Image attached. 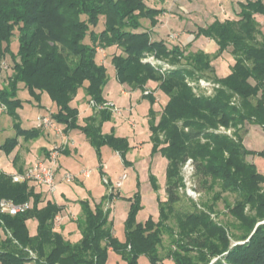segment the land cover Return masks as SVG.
Segmentation results:
<instances>
[{
  "label": "trees",
  "instance_id": "1",
  "mask_svg": "<svg viewBox=\"0 0 264 264\" xmlns=\"http://www.w3.org/2000/svg\"><path fill=\"white\" fill-rule=\"evenodd\" d=\"M238 5L236 18H216L197 29L196 38L215 41L214 53L203 49L186 53L180 45L153 39L151 30L143 28V18L154 27L163 13L145 0H0V76L9 70L7 56L12 63L7 83L0 88V104L15 128V135L0 146L5 154L19 145V137L29 140L44 135L41 127L22 126L19 92L23 87L39 105L44 93L49 95L56 105L52 118L65 126V133L78 129L98 152L108 145L127 163V138L103 131L113 111L95 106L80 124L75 102L81 91L98 106L107 102L108 69L98 60L97 48L116 46L120 52L112 55L111 62L117 80L141 90L151 103L152 154L159 152L168 160L166 199L160 201L159 220L152 216L145 222L136 220L140 204L136 196L124 240L114 235L112 210L105 207L115 197L113 192L94 205L89 199L79 200L76 225L80 237L74 241L56 227L63 205L48 200L41 206L43 194L36 190L40 186L16 182L12 173L0 171V202L32 203L17 214L0 212V264H107L110 251L125 264H141V257L151 264H164L166 258L174 264H264V173L248 158L264 156V151L244 144L245 125L264 129V32L255 16L264 15V0L239 1ZM100 20L104 26L97 31ZM14 38L18 39L16 50ZM229 48L234 63L228 75L219 76L213 60ZM148 55L176 67L162 72L144 60ZM200 77L220 87L213 95L197 94L187 79ZM149 81L157 82L168 96L158 120L154 93L145 94ZM220 126L234 130L233 135L217 132ZM188 158L195 163L196 189L214 192L213 201H202L201 206L193 201V210L174 212L182 200V167ZM61 169L60 165L58 173ZM151 180L157 189L154 175ZM224 193L237 196L226 204L233 218L229 223L212 217ZM33 219L38 222L34 233L28 223ZM165 233L170 246L162 255Z\"/></svg>",
  "mask_w": 264,
  "mask_h": 264
},
{
  "label": "rangeland",
  "instance_id": "2",
  "mask_svg": "<svg viewBox=\"0 0 264 264\" xmlns=\"http://www.w3.org/2000/svg\"><path fill=\"white\" fill-rule=\"evenodd\" d=\"M210 1L213 5L214 3L218 4V8L222 7L219 15H208L206 10H203L205 4L202 0H145L148 6L163 9V13L158 18L159 23L157 24V33H154L155 38L163 39L169 45H180L185 49L186 53L200 49L214 53L218 48L215 41L204 36L196 38L195 32H197V28L208 25L214 17L222 19H227V17L236 18L237 11L240 9L238 5L239 1L246 0ZM226 5L229 8L228 12L231 13L230 15H228L227 11H223ZM263 16V14H256V19L260 22L261 28L264 30ZM142 23L144 29L153 27L148 18H143ZM103 26L104 22L100 20L96 30L100 31ZM17 47L18 39L14 38L13 49L16 50ZM230 50L231 48L220 57L214 58L213 65L217 74H223L229 71V68L234 63V58ZM119 52L120 50L116 46L100 50L98 51V60L103 62L108 69L109 82L105 87V97L107 100L111 98L120 109L119 112H113L111 120L106 121L103 126L107 123L105 127L107 132H110L113 128L117 136L127 138L130 146V150L126 154L127 163L116 150L108 145L103 146L100 152H98L86 136L83 135L84 133L78 129L65 133V126L62 124L58 125L63 131L60 134L53 128H43L44 135L40 138L28 140L19 137L20 143L10 155L5 154L0 147V171H11L9 173H15L18 168L25 170L34 162L49 156L47 155V150H44L45 148L51 153L57 146V149H59L57 159L58 163L62 166L61 171L58 173V184L62 182L60 179L65 171L78 173L81 170H86L90 172V175L87 177L81 176L70 182L64 180L65 182L61 184L65 188L63 191L68 194L69 198L77 199L68 200V203L63 205L64 209L58 215L56 227H60L63 217L67 221L69 220L64 228H59V230L74 241H77L80 237V232L76 225V218L81 214L79 199H89L91 204L94 205L101 201L104 196L113 192L115 197L111 201L107 200L105 207H110L112 210L110 219L112 221L114 235L120 240L125 239V223L131 212L132 204L136 202V196L139 197L140 201L136 213V220L138 222H145L151 216L158 221L160 201L166 199L165 189L168 160L159 152L154 155L152 154L153 143L151 141V131L148 124L151 103L146 98H143V92L141 90H134L128 84H121L117 80L116 70L111 62V57L113 54ZM6 63L12 67L9 56L6 58ZM10 67L9 70H4L0 76V88L7 83L6 77L11 71ZM173 67H176V65ZM216 83L219 84L218 82ZM157 85V82L149 81L146 89L154 93L156 102L153 107L158 112V120L168 100V96ZM19 97L23 100V106L19 109V113L24 128L38 127L39 117L44 115L52 117V113L56 111V105L46 92L42 97L41 105L37 104L28 90L23 89V87L19 92ZM75 102L80 108L79 122L80 124H84L85 118L93 114V108L85 97L84 91H81L77 95ZM221 127L224 126H220L219 128ZM249 128L250 124L245 125V129ZM70 134L76 141V144L70 142L71 139L67 137ZM14 135L15 128L12 117L8 114L5 106L0 104V146L5 142L7 137ZM229 135H233V132ZM245 137L246 135L244 136V141ZM67 141L69 144H65ZM63 144H65L66 151H64ZM246 146L256 152L264 151V130L259 127L252 128L247 136ZM248 158L257 165L260 172L264 173V156L256 154ZM124 174H127V178L123 180V185L119 188L115 187L120 177ZM152 175L157 179V189L152 183ZM44 189L45 192L36 188L37 191L43 192L41 206L46 204L48 200L54 201V199H50L53 198L50 195L55 191H49L46 187ZM216 189H219V187L217 186ZM199 192L200 195L193 198L188 196L186 194L187 192L180 191L182 200L172 211H191L193 210V201L198 203L199 206H201L202 201H213L214 192H209L205 189ZM236 198V194L224 193L223 199L217 202L216 213H212V217L222 223L231 222L233 218L228 213L226 204L227 202L233 203ZM68 216L69 218H67ZM28 223L31 232L34 233L37 229V220H29ZM163 244L164 247L161 246L160 252L162 255H166L170 246V238L167 233L163 236ZM140 263L151 264L146 257H141ZM163 263L174 264L172 260L167 258ZM107 264L125 263L116 252L110 251Z\"/></svg>",
  "mask_w": 264,
  "mask_h": 264
},
{
  "label": "built area",
  "instance_id": "3",
  "mask_svg": "<svg viewBox=\"0 0 264 264\" xmlns=\"http://www.w3.org/2000/svg\"><path fill=\"white\" fill-rule=\"evenodd\" d=\"M98 51L104 50L102 47L97 48ZM145 61L150 62L152 65L158 67L160 71L165 72L170 68H174L173 65L170 63H167L164 60H161L155 55H148L146 58H144ZM188 83L190 86L193 87L194 91L197 94H206V95H213L214 91L219 88V84H217L215 81L208 79L206 77H200L198 79H192L188 78L187 79ZM146 94H148L150 91L146 90ZM90 105L93 107L97 108H102V107H108L110 108L113 112H119L120 109L116 104L112 101H107L104 105L98 106L95 101H90ZM53 118L51 116H41L38 119V127L41 128H53L57 133H62V128L58 126ZM217 132L220 133H227L231 134L232 129L231 128H225L221 127L217 130ZM68 137V136H67ZM69 138V137H68ZM69 141V139H68ZM66 142L65 144H69V142ZM70 142L72 144H75L74 141ZM65 144L64 148H65ZM56 146L55 149L50 153L48 157L45 159H40L36 162H34L32 165H30L28 168L23 170L22 172H15L13 174V180L16 182H23V181H30L35 183L36 185L44 188L46 187L47 190L49 191H56L57 189V176H58V169L60 167V164L58 163V156H59V149ZM90 175L89 171L86 170H81L78 173H71L68 171H65L62 174V179L70 182L73 181L76 178H79L81 176L87 177ZM182 175H183V185L180 187V191L182 192H187L186 194L190 197H197L200 195V192L196 189L195 185V163L192 158H188L186 162L184 163L182 167ZM127 178V174H124L120 177V180L116 183L115 187H121L123 185V180ZM114 187V186H113ZM185 189V190H184ZM32 206L31 202H25V203H14L13 201L2 199L0 202V212H8L10 214H17L19 212H23L30 208ZM58 219V217H57Z\"/></svg>",
  "mask_w": 264,
  "mask_h": 264
},
{
  "label": "crops",
  "instance_id": "4",
  "mask_svg": "<svg viewBox=\"0 0 264 264\" xmlns=\"http://www.w3.org/2000/svg\"><path fill=\"white\" fill-rule=\"evenodd\" d=\"M203 2H204V4H205V6H204V8H203V10H206V12L208 13V15L210 14V15H212V14H218L219 15V11L221 10V8L222 7H219L218 8V4H216V3H214V5L212 4V2L210 1V0H202ZM210 1V2H209ZM215 1V0H214ZM207 2H209V3H207ZM216 2V1H215ZM224 10L223 11H227L228 12V10H229V8H228V6L226 5V6H224V8H223ZM240 11V9L237 11V13ZM222 12V11H221ZM231 13L230 12H228V15H230ZM258 15V14H257ZM256 16V15H255ZM158 18H159V16H158ZM217 17H214V18H212V20H210V22H209V24L210 23H212L215 19H216ZM233 19V18H235V17H227V19ZM263 18H264V16H263ZM218 19H220V20H225V19H222V18H218ZM159 23V22H158ZM207 26V25H206ZM198 29V28H197ZM149 30H151V34H152V38L153 39H156L155 37L156 36H154V33H157V25L156 26H154V27H152V28H149ZM263 30V29H262ZM263 32H264V30H263ZM196 33V32H195ZM194 34V33H193ZM201 37H203V36H201ZM205 37V36H204ZM157 39H159V38H157ZM218 68V67H217ZM218 73H219V71H218ZM230 73V68H229V71H227V72H225V73H223V74H218L219 76H226V75H228ZM109 98V97H108ZM107 101H112V99L110 98V100H107ZM112 102H114V101H112ZM115 104H116V102H114ZM117 105V104H116ZM120 106V105H119ZM79 107V106H78ZM80 109V108H79ZM106 125H107V123H106ZM106 125L105 126H103V131L105 132V133H110V132H112V131H114L113 130V128L110 130V132H107L106 130H105V127H106ZM254 127H259V128H261L262 130H264L260 125H253V124H250V128L248 129V132H247V134H246V137H245V141H244V143H245V145H246V142H247V136H248V134H249V131L252 129V128H254ZM81 135V134H80ZM84 135V134H83ZM85 136V135H84ZM68 137L71 139V141H74L75 142V144H76V141L71 137V134L70 135H68ZM61 165V164H60ZM61 168H62V166H61ZM19 169V168H18ZM18 169H16V171H18ZM9 172H11V171H9ZM12 172H15V171H12ZM62 182H60L59 184H58V186H57V189H56V191L52 194V195H50V196H53V198H50V199H54V201H56L58 204H61V205H64V204H66V203H68L67 201L68 200H76L77 198H69L68 197V194L66 193V192H64L63 190L65 189V188H63L62 186H61V184H63L65 181L61 178L60 179ZM59 187H60V189H59ZM43 192H45L44 190V188H40ZM59 189V190H58ZM58 191V192H57ZM42 192V193H43ZM67 200H66V199ZM80 200V199H79ZM67 218H69V216L67 217ZM69 221V220H68ZM67 219L66 218H64L63 217V219H62V223H61V227L63 226V228H64V226H65V224H67ZM58 228H60L59 226H58Z\"/></svg>",
  "mask_w": 264,
  "mask_h": 264
}]
</instances>
